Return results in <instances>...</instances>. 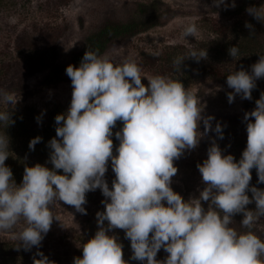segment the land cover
<instances>
[{
  "label": "clouds",
  "instance_id": "obj_1",
  "mask_svg": "<svg viewBox=\"0 0 264 264\" xmlns=\"http://www.w3.org/2000/svg\"><path fill=\"white\" fill-rule=\"evenodd\" d=\"M216 7H236V0H213ZM247 12L264 23V6L250 5ZM252 34L251 22L245 24ZM192 21L182 35L198 36ZM239 59L238 45L229 48ZM207 48L191 47L174 59L178 71L186 58H207ZM72 97L68 109L55 116L56 136L48 141L47 164L25 167L22 182L17 184L13 171L5 163L10 155V138L0 133V230H11L23 219L16 238L25 248L39 245L50 230L57 201L73 205L86 214V193L100 189L105 209L98 211V228L83 243V255L73 264H264V239L254 230L264 217V188L250 184L251 169L264 182V92L256 106L244 113L247 121V145L239 160L224 154L216 138L207 149V158L197 167L204 187L199 195L184 196L172 187L178 171L175 160L185 150L196 148L201 137L214 131L223 139V125L215 117L204 115L200 95L185 87L181 79L156 74L147 76L134 59L116 62L97 50L85 51L78 65L69 64ZM147 78V83L142 78ZM264 78V56L251 65L227 75L236 94L252 99L257 80ZM221 86H217V91ZM21 97L0 88V123H14L12 106ZM254 118V119H251ZM40 117H37L38 122ZM119 144L113 143V129ZM201 121L204 131L200 130ZM42 140L37 135L29 148ZM111 161L115 173L111 186L105 174ZM62 170V171H58ZM249 191L251 195H249ZM255 202L254 208L247 207ZM204 202H207L205 206ZM244 231L233 226L236 214ZM123 229L130 239L132 254L126 260L123 244L114 229ZM167 253L162 260L157 253ZM43 264L48 258L41 253Z\"/></svg>",
  "mask_w": 264,
  "mask_h": 264
},
{
  "label": "rangeland",
  "instance_id": "obj_2",
  "mask_svg": "<svg viewBox=\"0 0 264 264\" xmlns=\"http://www.w3.org/2000/svg\"><path fill=\"white\" fill-rule=\"evenodd\" d=\"M127 1L69 0L60 8L52 9L46 6L47 0H0V88L12 91L17 97H21L15 107L12 106L14 123L11 124H56L55 116L65 112L71 102V79L67 75V79L53 82L49 87L44 88L43 81L46 75L50 70L56 69L57 66L66 68L72 64L74 55L84 48L87 35L96 30L107 16L127 14ZM167 1L178 8L176 15H173L168 23L154 27L130 40L114 44L101 55H107L116 62L134 59L147 76L162 74L174 79H181L180 75L176 73L177 68L174 63L167 66L164 63L174 62L177 56L183 55L191 47L204 49L201 42L211 40L216 36L219 23L228 20L220 13L212 14L211 11H208L202 0ZM239 1L236 0V4ZM259 4L264 6V0H259ZM236 19L250 21L255 18L245 11L242 17ZM192 21L197 24L198 36L185 38L182 35L183 27ZM232 21H228V23L232 24ZM57 25L60 29L54 35V37L58 35L56 51L54 50L56 56L54 64L49 69H41L31 75L29 82L36 91L35 95L22 98V95L16 90L19 77L17 69L22 68L23 60L29 52H35V59L47 54V44H51L50 42L53 40L51 31L47 29H53ZM25 32L30 34L31 41L29 44L32 47L28 51L19 52L17 37ZM261 55L264 56V49L259 51L256 57L244 60L240 66L251 71V65L257 62ZM142 79L147 83L146 77ZM183 83L194 94L200 95L201 102L205 104L204 115L211 114L215 117L214 120H222L228 117L243 118L246 111L255 107L253 106V99L242 98L239 94H236L235 99L230 103L227 93L233 89L222 79L203 76ZM217 86H221L218 91L216 90ZM6 109H9V106L0 103V110ZM38 116L41 118L39 122ZM3 124L0 123V133H3ZM200 130L204 131L202 121ZM19 131L22 132L16 130V132ZM24 132L27 134L25 130ZM206 134L201 137L199 145L202 144ZM23 142L10 140V155L21 156L22 161L26 160L29 155V149L25 148ZM115 147L114 145V152ZM110 165L111 161H109L106 174L110 172ZM172 187L186 197L185 188L178 179L172 178ZM199 189H201L200 185L195 187L188 197L199 195ZM84 207L89 212V210H94L95 205L90 203L87 198ZM53 211L60 221L53 219L50 230L39 245L47 248L48 255L45 256L48 258L49 264H73L74 257L83 255V243L89 239V235H86L81 224L84 213L77 211L73 205L65 204L63 201H57ZM24 223L21 219L15 228L0 230V243L18 241L16 233L24 226ZM124 254L125 259L130 260L131 247ZM166 255L167 253L161 248L157 253V259L162 260ZM25 258L18 257L17 260L14 258L11 263L0 260V264H43L42 260L33 261V257ZM131 264H141V262L131 260Z\"/></svg>",
  "mask_w": 264,
  "mask_h": 264
},
{
  "label": "trees",
  "instance_id": "obj_3",
  "mask_svg": "<svg viewBox=\"0 0 264 264\" xmlns=\"http://www.w3.org/2000/svg\"><path fill=\"white\" fill-rule=\"evenodd\" d=\"M202 1L206 4L207 7H205L208 11H211L212 14L220 13L221 16L228 21L233 20L232 24L230 22L228 23V21L219 23L217 35L211 40L201 42L203 48H207V58H202L199 61L193 58H187L181 66V71L177 70L176 73L180 75L179 77L185 83L203 76L222 79L227 82V75L231 71L240 70L242 68L240 64L244 60H250L256 57L257 53L264 49V23L257 19L247 21L254 25L255 32L252 34L251 30L245 26L246 21L236 19L242 17L250 5L259 6V0H240L239 3L236 4V7L227 8L224 6L216 7L213 4V0ZM68 2L69 0H47L46 6L52 9L60 8V6ZM126 6L128 9L127 14L123 16L115 14L107 16L96 30L87 35L84 48L74 55L72 64L78 65L80 63L87 48L89 50H97L99 54H103L114 44L130 40L154 27L168 23L170 18L176 15V11L178 10L177 7L170 4L167 0H128ZM59 29L58 25L53 29H47L51 31L53 40H51V44H47L48 50L46 49L47 54H45V56L35 59V52H29L23 60L22 68L20 70L17 69L19 77L16 90L22 95V98L32 96L33 94L35 95L36 91L31 87L29 82L31 75L41 69H49V67L54 64L56 59L54 50L56 51V39L58 38V35L55 37L54 35L58 33ZM17 38V49L19 52L28 51V49L32 47V45L29 44L31 40L28 32L22 33ZM233 45H238L240 49L241 56L239 59H233L229 54L228 50ZM172 63L173 62H165L164 65L167 66ZM59 67L60 66H57L56 69L48 72L43 81L44 88L49 87L53 82L67 79L66 68ZM53 74L55 75L53 76ZM256 83L257 86L252 90L253 106H256V100L260 97L261 93L264 92V78H259ZM217 121L223 125V139L219 138L214 131L210 130L207 132L201 145H198L192 150H185L184 154L181 156L182 158L175 162L178 166V171L173 178L178 179L183 184L186 195V197L184 196L185 199L189 198L188 196L195 187L200 185V187L203 188L205 186L197 165L207 158V149L212 143L213 137L216 138L224 154L231 153L236 160H239L247 145V122L244 121L243 118L228 117L222 120H213V127ZM122 123V121H118L113 129L112 138L115 146L119 144L118 138L115 137V131L122 127ZM2 129L3 132L6 131L11 141H24L25 148L29 149V155L26 160L22 161L21 156L15 157L13 154L9 155L5 160V163L11 167L17 184L22 182L26 165L31 166L36 163H41L52 167L49 160L51 150L48 146V141L56 136V124H9L7 127L6 124H3ZM16 130H21L22 132H16ZM37 135L41 136L42 140L35 145L34 150L30 149L29 141ZM109 171L110 172H108L105 177L111 186L112 180L115 178V173L111 165ZM251 172L252 179L250 184L256 185L259 188H264V182L258 181L256 169H251ZM249 195H251L250 191ZM86 198H88L90 203L92 202L95 207L94 210H89V212L84 214L81 224L86 235H89V238H91L98 228L96 213L105 209V204L102 203L105 197L98 188L94 191L87 192ZM204 204L207 206V202H204ZM247 207L254 208L255 202L253 201ZM234 219L233 226L238 230L244 231L245 229H243L239 223L242 219V213L236 214ZM254 230L264 239V217L259 219ZM113 232L118 235L120 242L123 244V255L125 258V251L131 247L130 239L125 236L123 229L117 228L113 230ZM46 251L47 248H43V245H33L31 248H25L19 241H8L7 243H0V260L6 263H11L14 258L17 260L18 257H33V261L41 260V253L44 256L48 255Z\"/></svg>",
  "mask_w": 264,
  "mask_h": 264
}]
</instances>
